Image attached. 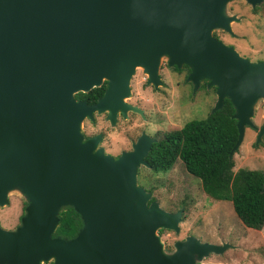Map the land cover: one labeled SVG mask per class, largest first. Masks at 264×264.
Masks as SVG:
<instances>
[{"label": "water", "instance_id": "1", "mask_svg": "<svg viewBox=\"0 0 264 264\" xmlns=\"http://www.w3.org/2000/svg\"><path fill=\"white\" fill-rule=\"evenodd\" d=\"M229 0H0V206L17 194V224L0 225V264H194L232 247L187 236L166 252L159 228L177 231L182 209L167 211L137 184L152 139L141 133L116 157L84 138L83 120L140 110L126 103L137 68L156 83L162 58L215 87L210 112L233 106L240 145L264 100V61H249L212 36L232 33ZM251 6L261 0H246ZM106 83L91 104L77 99ZM264 132L258 128L255 143ZM264 191V181L262 183ZM81 226L52 235L61 208Z\"/></svg>", "mask_w": 264, "mask_h": 264}, {"label": "rangeland", "instance_id": "2", "mask_svg": "<svg viewBox=\"0 0 264 264\" xmlns=\"http://www.w3.org/2000/svg\"><path fill=\"white\" fill-rule=\"evenodd\" d=\"M225 9L228 14L236 16L230 23L232 33L212 29V34L223 43L234 46L240 56L249 61H264V2L261 0L251 6L246 0H229ZM144 74L141 68L136 69L130 79V96L126 100L133 104L141 100L145 107L158 112V115L153 113L152 120L147 124L151 131L155 128H167L158 130V135L160 132L179 128L189 119L205 117L213 107L216 95L212 85L196 88L198 91L193 90L192 83L189 88L185 71H176L172 79L173 106L172 109L166 108L170 97L168 100L166 97L162 98L161 94L150 92L141 85ZM169 93L171 95L170 89ZM263 120L264 100H259L251 117L255 127H245L243 139L233 153V170L244 167L264 172V134L255 143L256 130L258 132ZM140 124L141 119L133 112L126 113L125 117L118 115L114 125L106 119V112L94 113L92 120H83L81 132L100 133L102 142L98 146L103 147L106 153L115 155L120 150L130 149L131 142L137 138ZM139 170L137 184L144 189H154L155 202L161 208L167 211L182 209L181 215L185 223L181 226V231L190 227L196 235L218 241V244L227 242L232 245L222 254L209 253L201 260L203 264H264V224L259 229L246 227L234 213L230 201H215L208 197L202 191L198 179L184 169L180 160H176L170 169L161 173H153L142 167ZM21 200L19 195L12 194L7 206H0V224L3 227L11 229L9 227L15 223L16 216L21 211ZM170 236L163 234L165 239Z\"/></svg>", "mask_w": 264, "mask_h": 264}, {"label": "trees", "instance_id": "3", "mask_svg": "<svg viewBox=\"0 0 264 264\" xmlns=\"http://www.w3.org/2000/svg\"><path fill=\"white\" fill-rule=\"evenodd\" d=\"M105 83L86 93L75 94L90 104L102 95ZM233 106L224 98L221 108L203 118H192L179 128L159 133L145 160L153 173L165 172L180 160L184 169L198 179L202 191L211 199L230 201L240 221L249 228L264 224V172L261 169L233 170L229 151L237 138ZM59 222L52 235L72 237L81 226L79 215L69 206L60 209Z\"/></svg>", "mask_w": 264, "mask_h": 264}, {"label": "flooded vegetation", "instance_id": "4", "mask_svg": "<svg viewBox=\"0 0 264 264\" xmlns=\"http://www.w3.org/2000/svg\"><path fill=\"white\" fill-rule=\"evenodd\" d=\"M262 1L264 2V0H262ZM212 36H214L215 38H217L218 40H220L217 36H215L213 34H212ZM224 44L225 45L232 46L230 44H226V43H224ZM232 47L235 48L234 46H232ZM261 61H263V59ZM176 71L177 72L185 71V77L187 78L188 77V74L190 72V68L186 64H181L180 66H176L174 64H172V65L168 64L167 60H162L160 62V64H159V67H158V70H157V80H156L157 82L155 84L152 83V82H148V77L144 74L143 81H142V84H141V85H144L145 87H147L150 92H155V93L161 94L162 98H165L166 97V99L168 100V98L170 97V101H168V103L166 105V108H170V109H172L173 102H174V94H173V91H174L173 90V86H174V84L172 83V79L174 78V75L173 74ZM168 81H170L171 83L168 82ZM103 83H105V82H103ZM191 83L192 82L189 80V82H188L189 88H191ZM207 83H208V79L205 78V77H202L201 79L198 80L197 87L196 88L199 89L202 86L204 88H206ZM105 85H106V83H105ZM192 87H193V83H192ZM213 88L215 89L214 86H213ZM169 89L171 90V95L169 93ZM97 98H96V100H97ZM95 101H93V102H95ZM126 103L131 104V105L137 107L140 110V112H133V111L129 110V111H127V114H128V112L129 113L130 112L136 113L138 115V117L141 119V124L139 126L138 133H137L136 137L138 135H140L141 133L145 134L146 136H148L149 138L152 139L151 144H150V147H151V145L159 137L157 131L158 130L162 131V130L167 129V128H165V129L164 128H155L154 130L151 131L150 128H149V126L147 125L149 123V121L152 120L153 113H155L156 115H158V112L156 110L155 111H151L147 106L145 107L143 105V103H142L141 100H139L138 102H136V104L130 103V102H128L126 100ZM150 108H151V105H150ZM147 109H149V110H147ZM118 115H120L121 117L123 116L121 114V112L118 111L117 114H116V119H117ZM245 127H247V126H245ZM256 133H257V130H256ZM82 134H83L84 138H87V137L93 136V135H95L97 133H95V134L94 133L93 134H87V133L82 132ZM263 134H264V132L261 134V136ZM101 142H102V137H101L100 142L98 143V145H100ZM150 147H149V149H150ZM119 152L117 154H115V155H112V154L111 155L112 156H117L119 154ZM140 167L145 168V169H150V165L149 166H145V165H142L141 164L140 166H138V168H137V178H138V175H139L138 172H140V170H139ZM263 181H264V179H263ZM145 190L146 191H149L151 193V198L148 200V202L156 201V195H154V191H153L154 189H152L151 187H147V188H145ZM155 190H156V188H155ZM9 197H8V202H9ZM7 204L5 206H7ZM23 207H24V203L21 200V211L16 216L15 223L11 227H9V228H12V227H14L17 224V222L19 220V217L22 214ZM175 210H173V211H175ZM169 211H171V210H169ZM183 223H185V221H184V219H183V217L181 215L180 216V220H179V222L177 224V226H178L177 231L170 230V229H164V228H159L158 229V233L160 234L161 240H162V242L164 244V249L167 252H172L174 250V243L175 242H178V241L184 240L185 237H187V236H191V237L197 239L199 242H209V243H216V244H218V241L209 240L206 237L203 238V237H201L199 235H196L195 233H193V231H192V229L190 227H187V229L184 232L181 231L182 230V227L181 226H183ZM4 228H6V227H4ZM164 233H167L168 236H170V233H172L171 234L172 236H170L169 238L165 239L163 237V234ZM39 264H52V263L51 262H43V263L41 262ZM194 264H203V263H202V261H200V262H196Z\"/></svg>", "mask_w": 264, "mask_h": 264}]
</instances>
